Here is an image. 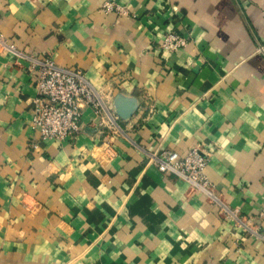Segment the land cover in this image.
<instances>
[{
    "label": "crops",
    "instance_id": "crops-1",
    "mask_svg": "<svg viewBox=\"0 0 264 264\" xmlns=\"http://www.w3.org/2000/svg\"><path fill=\"white\" fill-rule=\"evenodd\" d=\"M0 33V264H264V0H0ZM20 54L138 108L119 135L86 108L74 140L32 150ZM197 146L212 196L148 158Z\"/></svg>",
    "mask_w": 264,
    "mask_h": 264
},
{
    "label": "built area",
    "instance_id": "built-area-1",
    "mask_svg": "<svg viewBox=\"0 0 264 264\" xmlns=\"http://www.w3.org/2000/svg\"><path fill=\"white\" fill-rule=\"evenodd\" d=\"M104 9L121 11L111 1L105 2ZM188 43L189 37L171 31L164 35L160 46L163 51L173 53L185 48ZM14 49V44L0 33V52ZM20 55L31 61L30 67L35 79L36 95L31 101V126L39 139L29 143L32 150L39 149L40 143L46 141L61 144L74 140L83 131L82 117L86 108L93 109L97 118L96 126L102 132L107 131L113 135L123 132L113 104L93 85L83 70L61 66L50 55L40 58ZM104 146L111 149L110 142L104 143ZM210 157L211 153L203 151L199 146L182 154L164 149L148 155L149 161L160 172L174 174L196 191L212 196L211 183L205 174ZM259 236L264 241V233Z\"/></svg>",
    "mask_w": 264,
    "mask_h": 264
},
{
    "label": "water",
    "instance_id": "water-1",
    "mask_svg": "<svg viewBox=\"0 0 264 264\" xmlns=\"http://www.w3.org/2000/svg\"><path fill=\"white\" fill-rule=\"evenodd\" d=\"M118 117L130 119L138 108V102L134 97H126L123 94L116 96L113 104Z\"/></svg>",
    "mask_w": 264,
    "mask_h": 264
}]
</instances>
